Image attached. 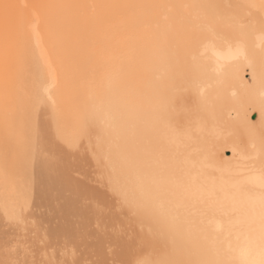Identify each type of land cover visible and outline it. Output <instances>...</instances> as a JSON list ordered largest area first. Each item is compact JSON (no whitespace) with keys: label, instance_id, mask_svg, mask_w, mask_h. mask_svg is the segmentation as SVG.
I'll list each match as a JSON object with an SVG mask.
<instances>
[{"label":"bare ground","instance_id":"1","mask_svg":"<svg viewBox=\"0 0 264 264\" xmlns=\"http://www.w3.org/2000/svg\"><path fill=\"white\" fill-rule=\"evenodd\" d=\"M237 166L264 168V0H0V264L247 261L209 197Z\"/></svg>","mask_w":264,"mask_h":264},{"label":"rangeland","instance_id":"2","mask_svg":"<svg viewBox=\"0 0 264 264\" xmlns=\"http://www.w3.org/2000/svg\"><path fill=\"white\" fill-rule=\"evenodd\" d=\"M225 152H229V151H225ZM225 154H226V153H225ZM227 156H228V155H227ZM239 167H240V168H239ZM256 168H257V167H254V168L251 169V166H249V167L247 166V167H244V168H242V166H237V167H235L233 170H231V171L233 172L232 174H233L234 176L231 175V176H232V179H230V180H231V182H232V180L235 179V178L233 179V177L238 178V180H237V179L234 180V181H235L234 184H236V185H233V186H234V187H233V186H232L233 183H230V181H228V183H230V184H227V180L225 181L226 184L222 181V185H224V184H225V185H228V188H229V187H230V188L233 187L235 191H233L232 194H230V193H225V194L222 193L223 196H219L218 198L216 197V196H218V195H214V197L209 196L210 198H214L213 200H215V201H218V200H219V201H218L219 204L221 205V203H222L223 206H224V208H225V205H226V207L229 205V207H227V209L232 208V209H230V210H227L226 208H225V209L222 208V209H220V211H221V212H220L219 209H218V208H219L218 206L213 207V208H217V209H218V210L215 211V212H217L219 215H220V214L222 215V214H224V213L227 214V213H228L227 211H229V213L232 214L233 216H232V215H229V213H228V216H227L226 214L223 215L224 217L227 216V217H225V219H227V220H226V221L224 220V221H225V225H226V222H227V224H231V222H232V224H233V222H234L235 225H234V224H233V225L231 224V227H232V226H236V227H233L231 230H228V229L225 230V232H226L227 234H230V235L232 236V238H231L230 235L228 236L225 232H224V234H226L227 237H229L228 240H229V239H230V240L233 239V240H234V243H235V244L237 243V244H236V245H235V244H232L233 240H232V241L229 240V241H227V244H226V243H225V244H226V245H229L230 242H231L232 245L230 244L231 246L229 245V247H230V248H229L228 246H225V247H224V244H223V245H222V246H223V249L226 248L225 250H227V249L229 248V249L231 250V249H232V246L235 245L234 247H236L238 244L243 243V242H245V241H246V242H248V241L250 242V240L252 239V240H251V242H252L251 245H252V246H251L249 249H242V250H239V249L234 248V250H235L236 253H238V254H243V253H245V252H248V253H249L250 251H252L251 253H253L255 250H256V251H255L254 253H255V254H256V253L258 254V252L260 251L259 249L264 248V232H262L263 234H262V233H261V234L259 233L260 235L256 233L258 236L255 234V232H257V231H259V230H256L257 225H256V227L254 228V226H255L256 223L253 224L252 226L249 225V224H252V223H254V222H253V220H252V217L249 215L250 213H247V212H253V211H254V206H255V205H256L255 208L257 207V208H256L257 211L259 210V207L262 206L261 204H259L260 201H259L258 203H256V202L254 203L253 198H254V200L256 201V199H255L254 196H256V197H258V196H259V197H260V196L264 197V189H263L262 187H260L259 184H258V182H257L258 179H259V183L262 182V181H260L261 178H256V177H258L259 175H261V174H258L257 172H259V170H262V169H257V170H256ZM242 170H243V171H242ZM240 171H241V172H240ZM245 171H246V172H245ZM249 171H250V172H249ZM255 171H256V172H255ZM230 173H231V172H230ZM243 173H244V174L246 173V174H248V175L250 174L251 176H249V177L254 176V177H255L254 180H257V181L254 182V180H253L254 177H253V178H248V175H247V177L244 175V177H246V178L242 177V174H243ZM237 175H239V176H237ZM240 175H241V176H240ZM256 175H257V176H256ZM260 177H261V176H260ZM239 178H241V179H239ZM247 178H248V179H247ZM242 179H243V181H242ZM245 179H246V180H245ZM248 180H249V182L253 180V182H250V183H254V184H253V185L250 184V183L248 182ZM234 181H233V182H234ZM236 181H237V182H236ZM247 182H248V183H247ZM243 183H244V185H245L244 188H242V184H243ZM256 183L258 184V186H255ZM238 184H239V185L241 184L240 188H237V187H239ZM229 185H230V186H229ZM244 185H243V186H244ZM250 185H251V187L248 188ZM260 185H261V183H260ZM236 186H237V187H236ZM253 186H255V187H253ZM235 187H236V188H235ZM245 188H248L247 190L250 189V192H249V191L245 192V194L249 192L248 194H246V195H248L249 198L246 197V195H243V194H244L243 192L245 191ZM258 188H261V189L259 190ZM237 189H241V190L236 191ZM243 189H244V190H243ZM253 189H254V191H253ZM256 189H258V192H257ZM242 190H243V191H242ZM261 191H262V192H261ZM234 192H235L236 194H235ZM237 192H240V193H238V194H239V196H238V202L241 201L240 204H239V203L237 204V202L235 203V199H234L235 196H233V195H236V197H237ZM251 192H252V193H251ZM241 193H243V194H241ZM250 193H251V194H250ZM228 194H230V195H228ZM226 195H227V196H226ZM228 196H229V197H228ZM230 196H231V197H230ZM232 196H233V198H232ZM215 197H216V198H215ZM222 197H224V198H223V199H224V202L226 201L225 198H227V197H228L227 199H229V200H231L230 198L234 199V202H233V200H231L232 203H231L230 201H229L228 203H226V202H227V201H226L225 204H224V203H223V200H222V202H221ZM241 197H244V198L242 199ZM252 197H253V198H252ZM246 198H248V199L246 200ZM250 198H251V201H252V202L250 201ZM239 199H240V200H239ZM244 199H245V201H249V202L245 203ZM213 200L211 199V201H213ZM236 200H237V198H236ZM262 200H264V199H262ZM218 202H217V205H219ZM229 203H230V204H229ZM242 203H243L244 206L242 205ZM261 203H262V201H261ZM227 204H228V205H227ZM231 204H232V205H231ZM233 204H234V205H233ZM246 204H247V205H246ZM248 204H249V205H248ZM250 204H251V206H252V209H250V208H251ZM257 204H258V205H257ZM220 205H219V206H220ZM238 205H241V211H239L240 209H239ZM253 205H254V206H253ZM260 205H261V206H260ZM223 206L221 205L220 207H223ZM230 206H231V207H230ZM232 206H234V207H232ZM235 206H236V207H235ZM242 206H243V207H242ZM245 206H246V210H247V211H245V208H244ZM258 206H259V207H258ZM247 207H248V209H250V210H252V211H248ZM235 208H236V209H235ZM242 208H243V210H242ZM262 208H264V206H262L261 209H262ZM233 209L235 210V211H234V212H235V215H234ZM238 209H239V210H238ZM261 209H260V211H261ZM225 210H226V211H225ZM218 211H219L220 213H219ZM224 211H225V212H224ZM238 211H239V212H238ZM244 211H245L246 213L242 215V213H244ZM257 211H256V212H257ZM237 212H238V214H237ZM240 212H241V213H240ZM258 212H259V211H258ZM240 214H241V215H240ZM247 214H248V215H247ZM244 215H245V216H244ZM241 216H242V217H241ZM243 216H244V219H247V220L239 219L240 217L243 218ZM249 216H250V217H249ZM229 217H230V218H229ZM233 217H234V219H233ZM237 217H239V218H237ZM245 217H248V218H245ZM235 218H236V219H235ZM231 219H233V220H231ZM230 220H231V221H230ZM234 220H235V221H234ZM239 220H240V221H239ZM224 221H223L222 223H224ZM235 222H236V223H235ZM237 222H238V224H237ZM241 222L244 223L245 226H244V224H242V225L239 224V223H241ZM251 222H252V223H251ZM222 223H221V222H218V221H214L213 228L215 227V225H219V224L221 225ZM223 225H224V224H223ZM246 225H247V226H246ZM240 227H242V228H240ZM251 227H253L254 230H253ZM234 228H235V230H234ZM236 228H237V229H236ZM248 228H249V231L247 230ZM258 229H259V227H258ZM241 230H242V231H241ZM246 230H247V232H246ZM252 230H253V231H252ZM255 230H256V231H255ZM227 231H228V232H227ZM238 231H239V232H238ZM244 231H245V232H244ZM229 232H230V233H229ZM236 232H237L238 235L236 234ZM241 232H242V233H241ZM249 232H250V234H249ZM252 232H253V233H252ZM244 233H245V234H244ZM232 234H233V235H232ZM235 234H236V235H235ZM241 234H242V236H240ZM252 235H253V236H252ZM261 235H262V236H261ZM238 236H239V237H238ZM260 236H261V237H260ZM257 238L259 239L258 242H256V241H257ZM235 239H236V240H235ZM237 239H238V240H237ZM260 241H261V243H260ZM251 242H250V243H251ZM254 242H255V244H254ZM246 244H247V243H246ZM253 244H254V245H253ZM257 244H258V246H257ZM222 246H221V248H222ZM255 247L258 248V250H257ZM223 249H222V250H223ZM230 250H229V251H230ZM249 250H250V251H249ZM239 251H240V252H239ZM236 253L234 254V256L236 255V257H237L238 254H236ZM255 254H254L253 256H254V257L256 256L257 258H256V257H255V258H256V260H258L259 258H258V256L255 255ZM230 256H231V255H230ZM226 258L228 259L227 256H226ZM227 259H226V260H227ZM229 259H231V257H229ZM239 264H241V263H239Z\"/></svg>","mask_w":264,"mask_h":264},{"label":"flooded vegetation","instance_id":"3","mask_svg":"<svg viewBox=\"0 0 264 264\" xmlns=\"http://www.w3.org/2000/svg\"><path fill=\"white\" fill-rule=\"evenodd\" d=\"M226 153H228V152H226ZM261 198L264 199V197H262V196H260V197H259V196H258V197H255V199H256L255 202L258 203L259 201H262ZM261 210H262L263 212H262V211L256 212L257 209H254V211H253V212H250V214H249L250 216L252 215L251 217H253V218H254V216H255V218H254V219L252 218V220L254 221V223L259 224V225H257V228L260 226L259 229H261V230L255 232V233H257V234H259V233L261 234L262 232H264V219H263L264 216L262 217V213H264V208L261 209ZM251 211H252V210H251ZM259 215H260V216H259ZM257 217H258V218H257ZM256 218H257V219H256ZM261 219H262L263 221H262ZM255 220H256V221H255ZM260 237H261V236H260ZM245 243H247V244H245ZM251 244H252V242L250 243L249 241H248V242L245 241L244 243H240V244H239L240 246L237 245L240 249H239L238 247H237V248H238L239 250H242V249H248V247L250 248V247L252 246ZM254 244H255V243H254ZM254 244H253V245H254ZM246 245H247V246H246ZM241 248H242V249H241ZM254 252H255V251H254ZM254 252H253V253L245 252V253H243V254H238L237 257L239 258V260H240L241 258H243L244 256H246L245 259L250 258V259H248L247 261L256 260V258L253 256V255H254ZM246 253H247V254H246ZM259 253H260V251L258 252V256H259ZM247 255H248V257H247ZM241 256H242V257H241ZM251 256H252V257H251ZM252 258H253V259H252ZM242 260H243L244 262H243ZM242 260L240 261V262H242L241 264H243V263L245 264L246 260H244V258H243Z\"/></svg>","mask_w":264,"mask_h":264},{"label":"snow or ice","instance_id":"4","mask_svg":"<svg viewBox=\"0 0 264 264\" xmlns=\"http://www.w3.org/2000/svg\"><path fill=\"white\" fill-rule=\"evenodd\" d=\"M42 76L44 75H50V73H41ZM23 141L17 143L16 145H13L9 148V152H11V150L13 148L15 149H20L24 146ZM261 187L264 188V168H262L261 170ZM262 206H264V200H262ZM262 216H264V213H262ZM12 221H14L15 223H20V218L19 217H11L10 218ZM139 264H159L158 261H150V260H144L139 262ZM245 264H264V248L261 249L260 253H259V259L258 260H252V261H246Z\"/></svg>","mask_w":264,"mask_h":264}]
</instances>
